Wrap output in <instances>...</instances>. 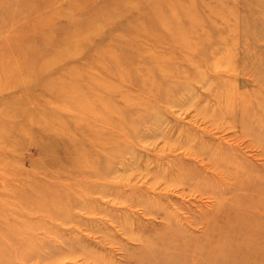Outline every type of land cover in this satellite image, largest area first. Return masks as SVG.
I'll return each mask as SVG.
<instances>
[{
    "label": "rangeland",
    "instance_id": "374dc122",
    "mask_svg": "<svg viewBox=\"0 0 264 264\" xmlns=\"http://www.w3.org/2000/svg\"><path fill=\"white\" fill-rule=\"evenodd\" d=\"M156 6L164 15L159 22L176 21L181 33L134 38L128 23L153 33L143 23ZM156 6L0 0V264H145L147 242L166 232L202 240L208 252L205 221L230 230L238 220L255 219L264 237V0ZM97 12L101 17L85 24ZM50 13L61 20L52 23L56 31L69 23L64 37L52 31L54 44L89 40L66 66L44 73L54 60L61 63L55 50L38 53L45 39L33 35ZM90 32L103 39L93 43ZM187 36L190 54L174 38ZM107 41L136 42L153 62H170L149 77L133 51L115 49L106 59L119 75L99 69L93 60L109 49ZM64 75L93 79L99 94L113 86L115 113L103 117L111 111L109 94L103 106L84 98L66 105L59 90L92 87ZM147 77L152 83L143 87ZM180 251L172 263H215L192 247Z\"/></svg>",
    "mask_w": 264,
    "mask_h": 264
},
{
    "label": "bare ground",
    "instance_id": "6f19581e",
    "mask_svg": "<svg viewBox=\"0 0 264 264\" xmlns=\"http://www.w3.org/2000/svg\"><path fill=\"white\" fill-rule=\"evenodd\" d=\"M145 3V6L151 4L153 6H156L159 4L160 0H143ZM36 4V3H35ZM141 4V3H140ZM177 5V4H176ZM39 6V5H37ZM178 7V6H174L171 5V7ZM41 7V6H39ZM23 7H20V10ZM155 8L154 10L151 11V14L148 16V14L144 15V19L146 20L148 17V21L143 23V24H148L153 28V33H148L145 32L143 30L138 29L136 26L138 25H142L139 24L137 22H131L128 23V25H130L131 27L128 28L129 31H131L132 35L143 38L144 42H147L148 40H154L157 36L158 33L160 34V37L163 38L164 36L171 38L174 36V33H181L180 28H179V24L176 21H171L170 22V26L163 24L162 22H159L160 19H162V17L164 15H162L161 10H158L157 6L153 7ZM180 10V9H178ZM179 13V12H177ZM55 15H52L51 13L48 15L47 19L44 22H41V26L43 28V30H41L40 34H33L34 36L39 35L41 38H44L45 41H41L40 43L43 45L42 50L41 48L38 49V53H42L44 52L43 49L45 48V51L48 49H52L55 50L57 52L56 56L58 60H61V63H59V65H56V60H54V68H51L50 65H47L46 68H44V70L47 73L49 71H53V69L57 68V66H59L60 68H62L63 66H66V64H68L69 60H70V55H72L71 53H77V52H82V49L84 48L85 44L87 43V41L89 40V38L87 39L86 42H79L78 44L75 43V45L70 46V45H65L63 42L62 44L58 43V44H54V38L52 39L53 41L50 40L51 37H53V30L55 32V34H57L58 36L64 37L62 35V33H64L66 31V26L67 23L65 21V25H62L63 27L60 28L59 30H55L53 29L52 23L55 21H61L59 18H56V20H54ZM101 17V13L97 12V14H95V17L93 19L90 18H86L85 19V24H90V23H94L96 20H98ZM80 23H77L76 25H79ZM92 25V24H91ZM110 25V24H109ZM51 28V29H50ZM143 32V33H142ZM145 32V33H144ZM192 33V32H191ZM157 34L156 37L151 38L152 35ZM111 35L115 36L116 39V35L112 32ZM110 35V36H111ZM99 36L97 32H90V39L92 40V42L94 43L95 40H102L103 38L100 36L98 39H96L95 37ZM32 37V36H31ZM164 37V38H165ZM189 37H191L189 35ZM189 37L187 36V40L185 42H183L182 40L179 39V37H174L176 38V40H178V44H180V50L184 51L187 54H190V46L191 44H193V42L188 41ZM57 38V37H56ZM67 39L65 38V41ZM85 40V39H84ZM67 43V42H66ZM69 43V42H68ZM92 43V44H93ZM108 43V41H107ZM90 46V45H89ZM108 47L109 49H105V51H101L98 53H95L98 57V59L95 58V61L93 60V62H95L94 67H98L99 69L101 67H106V68H111V70L113 72H115L116 74L119 75V73L116 71L114 65L112 64L113 60H107L106 58H108V55L111 56V54L113 53V51L115 49H118L120 51H122L123 53L128 52V51H133L135 54L136 58H133L134 60H136L137 63L141 64V67H145L146 68V73L145 75H148L149 77L152 75H155V72H150L152 69H154L153 67H155L157 64H161L162 62H170V57L169 59H162V62L159 61L158 63L153 62L150 58L149 55L151 53H149V51L143 49V45L142 44H137L136 42H130L128 43V45H116L115 42L114 44L111 42L110 44L108 43ZM120 47V49L118 48ZM157 48V46H155ZM87 49L89 51H91L92 48L87 47L85 50L87 51ZM157 50V49H156ZM194 51H198L197 47H193ZM85 51V52H86ZM93 51V50H92ZM171 51V49H170ZM172 54V53H170ZM173 55V54H172ZM127 58H129L127 56ZM146 59H147V64H146ZM92 62V63H93ZM135 62V63H136ZM88 65V63H86ZM85 64V65H86ZM74 65V64H73ZM84 65V66H85ZM91 65V64H90ZM114 70H113V67ZM169 66V64H168ZM90 67V66H87ZM61 71V69L59 70ZM40 73H41V69H40ZM98 74V73H96ZM170 74V73H169ZM99 77V76H98ZM97 77V78H98ZM63 78H67L68 80H70L72 83H76V82H80L84 85H90L92 87V89H88L86 88H82L79 86L78 89L75 88V86L72 89H76L74 91L71 90H66V89H61L59 90L60 96L62 98V100H64L66 102V105L71 106L73 104L76 103L78 98H84V100H86L87 102L95 104H98L99 106H103L106 104V99L107 97L105 95L109 94L108 99H109V103H110V108L111 111H109L107 117L103 116L105 118H110L111 114L115 113V106L112 104L111 102V97L113 96V94L115 93V89L113 86H109L108 88H103V89H99L100 94L98 92L95 91V88H100V86L96 85V83H92L91 81L93 79H89V81H80V79H78V76H66L64 75ZM154 80V76L151 78ZM151 79H149L148 77L144 80V82H148L146 85H144L143 87H148L152 81ZM42 80V76H39V80L38 82H40ZM13 81V80H12ZM98 81V79H97ZM17 82H19V80H17ZM16 82V83H17ZM143 82V83H144ZM13 85L15 83H12ZM37 83L35 82H31L30 86H37V87H41L35 85ZM44 88V86H43ZM23 89V88H22ZM88 90V92L86 93V95H84V93H82V91ZM119 89V88H118ZM24 90V89H23ZM26 90V89H25ZM82 93V95L80 97V94ZM89 105V104H87ZM91 106V105H89ZM90 112L88 111L86 113V115H89ZM101 117V116H100ZM112 121V120H111ZM132 135L134 136L135 132L131 131ZM111 137V136H109ZM97 143L99 145L98 140H96ZM92 143V142H91ZM94 143H92L91 145H96ZM88 145V146H91ZM221 210L222 207L218 208V212H217V216H219V214H221ZM228 218L225 217V220H227ZM244 219V218H243ZM205 221V220H204ZM247 221V222H246ZM205 224L207 226V230L209 228V232L208 234L205 233V236L210 235L211 237H208L204 240V246H208V244H211L209 246V250L208 252H205V250L201 249L202 247V243L201 241H192L191 239H188L187 235H179L176 236L173 233V236L170 237L169 233L166 232L165 234L167 235H163L160 239H156V240H152V242L148 241L147 243L150 245V247L152 248L151 250H149V253L147 256H143L142 255V261L145 262V264L153 262L154 264H175L172 263V257L176 258L177 255H179L182 253V251H180L181 249H183V247H192V251L198 253L200 255V251L201 253L206 257V258H212V261L215 262L213 264H264V237L261 236L262 231H260L261 233H259V231L256 228V224H258V227L260 228L261 226L259 225L260 223H258L255 219L253 221V219L250 220H244L243 222L241 220L236 221L232 226H234V228L232 226V229L227 230L226 228H224V223L223 224H216V221L209 222V221H205ZM209 224V227L208 225ZM246 224H251L248 225L247 227H244V225ZM172 232V229H169ZM176 232V231H175ZM215 236V237H214ZM179 240L181 242H179ZM186 242V243H185ZM176 247H182L180 249H176ZM176 249V250H175ZM148 249L145 251L147 252ZM219 259L218 262H216V260ZM138 264H143L142 262L138 263Z\"/></svg>",
    "mask_w": 264,
    "mask_h": 264
}]
</instances>
